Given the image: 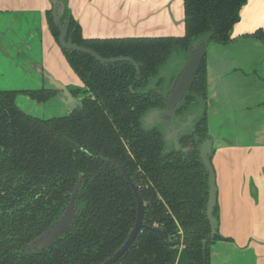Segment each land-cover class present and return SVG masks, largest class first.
Returning <instances> with one entry per match:
<instances>
[{
	"label": "flooded vegetation",
	"instance_id": "af4514ba",
	"mask_svg": "<svg viewBox=\"0 0 264 264\" xmlns=\"http://www.w3.org/2000/svg\"><path fill=\"white\" fill-rule=\"evenodd\" d=\"M45 20L50 36L78 82L63 85L50 81L52 78L41 67L39 82L29 83L24 88L15 85L0 88V170L9 169L7 177L0 176V206L10 216L24 210L27 218L32 219V216L43 217L38 215L40 207L35 203L65 202L57 221L73 201L75 218L62 237L79 218L80 205L91 199L85 189L103 182L109 189L102 198L111 203V208L116 207L113 203H121V224H130L122 245L134 229L138 219L137 200L141 201V225L127 251L114 264L121 263L131 249L143 250L145 246L153 250L155 264H161L165 254L170 258L166 264H211L212 249L217 245L227 243L240 248L232 238L222 235L217 191L211 214L216 226L212 231L206 215L209 172L201 160V146L209 139L208 49L226 46L237 39L229 38L231 42L220 44L222 36L209 26L205 33L190 36L185 47L169 45L163 60H158L157 53L151 64L127 55L102 57L88 45L100 40L84 38L80 25L65 10L55 20L50 7L45 11ZM4 21L7 27L0 29V40L10 45L18 39L10 31L18 29L22 20ZM256 37L254 39L264 44L260 33ZM60 39L93 51L105 60H119L100 63L87 54L63 49ZM199 39L206 40V49L191 85L184 92L180 87L181 69L189 61L191 44ZM19 100L37 106L56 100L58 114L54 115L62 116L48 119L31 116L17 106ZM37 106L35 108H39ZM99 111L104 118L96 113ZM17 118L28 132L27 146L21 149L19 157L11 147L14 126L20 122ZM215 154L212 145L206 159L214 180L217 176L213 165ZM16 168L23 173L15 175ZM165 172L180 175V179H166ZM195 183L202 188L200 226L190 219L194 211L187 208L185 198L188 196L162 197L159 189L161 184L174 188ZM116 184H120L121 190L113 191ZM165 197L168 201L178 198L180 218L167 206ZM196 235L197 240H192ZM28 245L21 252H32L27 249Z\"/></svg>",
	"mask_w": 264,
	"mask_h": 264
},
{
	"label": "crops",
	"instance_id": "0c3cea01",
	"mask_svg": "<svg viewBox=\"0 0 264 264\" xmlns=\"http://www.w3.org/2000/svg\"><path fill=\"white\" fill-rule=\"evenodd\" d=\"M140 1L70 0L69 6L83 37L92 38L101 25L116 23L117 6L139 11ZM49 8L45 0H0V14L13 11L45 14ZM132 15L135 16L132 25L142 26L139 15L134 12ZM36 23L35 30L26 37L25 54L17 50L18 45L0 40V59L4 60V67H0V88L12 85L24 88L39 82L41 67L63 85L77 84L53 44L45 18L37 16ZM117 26L123 34L127 22H117ZM257 29L264 32V0H248L231 32L232 39H239L208 49L210 89L216 87L215 98L221 108L219 120H227L228 127L227 139L219 132V139L213 142L221 231L240 246L217 245L212 249L211 264H264V44L251 37L243 38ZM115 32L111 35L118 36ZM34 41L39 48L38 58L32 53ZM222 128L221 124L220 131ZM252 187L257 190L255 194L250 191Z\"/></svg>",
	"mask_w": 264,
	"mask_h": 264
},
{
	"label": "trees",
	"instance_id": "16d2710c",
	"mask_svg": "<svg viewBox=\"0 0 264 264\" xmlns=\"http://www.w3.org/2000/svg\"><path fill=\"white\" fill-rule=\"evenodd\" d=\"M245 2L246 0H183L185 34L181 38L107 39L91 41L88 45L102 57L127 55L136 57L141 61H150L152 64L157 53L158 60H163V56L168 53L169 45L173 48H176L177 45L185 47L190 36L196 37L205 33L209 26H212L222 36L223 41H218V43L228 44L231 42L229 39L230 31L238 22L239 10ZM65 12L67 11L65 10ZM259 33L264 38V32L262 33L260 29L248 36L257 38ZM96 113L104 118L102 111ZM13 131L14 137L11 138L13 141L11 147L15 155L19 157L21 156V149L27 146L28 132L21 121L15 124ZM33 133H36V137L39 139L38 132ZM35 146H38V143ZM166 172L163 175L164 178L180 179V175H172ZM8 173L9 169L0 170L1 177H7ZM22 173L23 171L18 168L15 169V175ZM94 185L92 184L85 189V194L91 199L80 205V216L70 232L59 238L51 248L42 252H21V249L50 227L57 219L65 202L35 203L40 207L38 215L43 217L35 218L32 216V219L27 218L28 215L23 213L24 210L20 212L21 214L17 215V212H14V216H10V213L0 206V264H101L110 257L122 245L130 224L125 226L121 224L119 210L121 203H113L116 207L112 206L111 208V203L105 201V197L102 198L109 186L103 182L92 187ZM114 186L113 191L121 190L120 184ZM159 189L162 197L163 195L168 197V194H170L169 196L180 195L184 198L188 196L185 198L188 204L187 208L194 211L190 219L197 223L199 219L201 221L202 217L198 213L202 209V203L199 202L201 186L195 183L192 186L179 187L176 185V187L171 188L169 185L161 184ZM163 199L165 201L166 197ZM198 203H200L199 206H197ZM166 204L180 218L178 213L181 212V209L178 198L172 201L167 200ZM0 205L2 204L0 203ZM160 210L162 211V208ZM200 221L197 224L199 226L201 225ZM198 237L197 235L193 236L192 240H197ZM192 249L198 252L197 249ZM164 256L161 264H166L170 259L168 255L165 254ZM152 259L153 250H150V246H145L143 250L131 249L123 257L121 263L117 264H155Z\"/></svg>",
	"mask_w": 264,
	"mask_h": 264
},
{
	"label": "water",
	"instance_id": "95a60500",
	"mask_svg": "<svg viewBox=\"0 0 264 264\" xmlns=\"http://www.w3.org/2000/svg\"><path fill=\"white\" fill-rule=\"evenodd\" d=\"M45 1L49 7L53 8V16L55 20H57V17L61 16L63 14V11L66 10L68 16L72 17L74 21H76L77 24H79V22L75 19V16H73L71 12V9L69 6L70 0H45ZM247 1L248 0H246L245 4L239 10V13H238L239 20H240V11L247 4ZM138 5L140 6V8H142V9H139V11L138 10L131 11L130 9L126 10V9H123V7L120 5L117 6L116 23H114L113 26H108V27H106L105 25H101L95 30L94 32L95 36H92V38H89V39H99V40L139 39V38L153 39V38H181L184 36L185 18H184L183 0H142L138 3ZM132 12L137 13L139 15L138 17L139 23H142V26L132 25L131 20L132 18L135 17V16L132 17L134 15V14L132 15ZM37 16L45 18V14L42 12L32 14L31 12L17 13L16 11H13V13L0 14V18H3V19H12L14 21H16L17 19L22 20L20 22L18 29H16L15 31H10V33H13V35L18 37L17 40L13 41L12 45H18L17 50L21 51V54L27 53V48H26L27 38L26 37L29 35V33H31V31H34L35 28L37 27V23H36ZM117 22L124 23V24L125 22H127V27H125L126 30L123 34H121V32L119 31L120 26H117ZM5 23L6 22L4 20L0 21V29L7 27V24ZM15 25H17V23H15ZM233 27L230 31V38H232L231 32L233 30ZM114 31H116L115 34L118 36L111 35V32H114ZM254 32L255 31H253L251 34H253ZM62 34H64V32H62ZM246 36L248 35H244V37ZM53 44L58 48L54 40H53ZM32 45H33L32 53L34 56H37L38 58L40 54L38 52L39 48H38L37 42L36 41L32 42ZM60 45L65 50H72V51L80 52L83 54H87L95 58L98 62L103 63V64L116 62L119 60V59L105 60L101 58L100 56H98L93 51L71 45L70 41H68V43L66 44L63 41V39H60ZM205 49H206L205 39H199L198 41L192 43L190 46V49L188 52L189 61L186 64H184L182 68L183 70L181 69V71H183V74L180 80V84H181L180 87H182L184 92L187 90V88L192 83L193 75L199 65L201 56L203 52L205 51ZM0 67L1 68L4 67L3 59H0ZM50 81L56 82L53 79H50ZM213 81L216 83L215 79H213ZM208 85L209 86H208V92H207L208 93L207 109H208L209 139L206 140L201 146V160L203 161L204 166L209 172L208 201H207V207H206V210H207L206 215L209 218L212 231L214 232L216 223L212 219L211 214H212L213 206L215 204V196H216L217 190L215 186L213 171L209 163L207 162L206 156L208 153H210V148L213 145V142L215 143L216 140L219 139L218 138L219 132H221V135L222 136L224 135L225 136L224 138L227 139L226 137H227L228 127H227V120L225 121L224 119L223 120L224 122L221 119L219 120L221 108H220V105H218V102L216 101V98H215V96L217 95L215 93L216 87L215 88L212 87L210 89L211 85L209 81V73H208ZM53 86L58 87V85H55V84ZM59 88H61V86L58 87L57 89ZM61 91L66 92L64 88ZM212 91H213V95H212ZM221 124L223 125L222 131H220ZM250 191L253 194L257 192L255 187H252ZM137 204H138V219L127 241H125V243L110 258H108L101 264H114L121 258V256L129 248L130 243L134 239L137 233V230L139 229L141 225V217H140L141 216V201L137 200ZM73 205H74V202L71 201L65 207L64 212L59 217V219L55 221L39 237H37L32 242H30L29 245L27 246V249L31 250L32 252H40L43 249H46L52 246L56 242V240L59 237H61V235L65 231H67V229L72 224L73 219L75 218V214L73 211ZM212 256H213V253H212Z\"/></svg>",
	"mask_w": 264,
	"mask_h": 264
},
{
	"label": "rangeland",
	"instance_id": "374dc122",
	"mask_svg": "<svg viewBox=\"0 0 264 264\" xmlns=\"http://www.w3.org/2000/svg\"><path fill=\"white\" fill-rule=\"evenodd\" d=\"M17 106L27 114L41 119H48V118L62 116V115H54V114H58L56 112L57 109L56 100H51L47 104H43L39 106L35 105L33 102H28L27 104L26 100H19L17 102ZM36 106L39 108H35Z\"/></svg>",
	"mask_w": 264,
	"mask_h": 264
}]
</instances>
